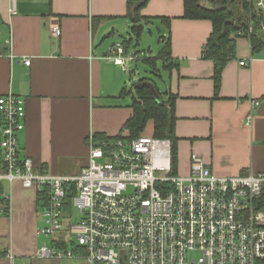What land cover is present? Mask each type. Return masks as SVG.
<instances>
[{
    "label": "crops",
    "instance_id": "crops-1",
    "mask_svg": "<svg viewBox=\"0 0 264 264\" xmlns=\"http://www.w3.org/2000/svg\"><path fill=\"white\" fill-rule=\"evenodd\" d=\"M129 1L0 0V97L25 101L22 157L53 174L78 173L88 165L92 136L129 135L128 71L109 58L114 44L105 38L123 24L142 29L149 18L163 23L171 46L165 70L175 97L177 172L190 175L194 155L218 176L264 172V48L254 52L249 38L238 37L217 91L215 63L203 55L212 22L185 18L184 0H149L138 13ZM0 185V264H12L10 255L16 263L38 258L36 191L19 182Z\"/></svg>",
    "mask_w": 264,
    "mask_h": 264
},
{
    "label": "built area",
    "instance_id": "built-area-1",
    "mask_svg": "<svg viewBox=\"0 0 264 264\" xmlns=\"http://www.w3.org/2000/svg\"><path fill=\"white\" fill-rule=\"evenodd\" d=\"M246 3L248 19L236 36L252 41L254 34L264 35V0ZM59 34L56 28L54 35ZM108 56L130 73L131 63L141 58L122 43ZM25 120L22 98L0 97V182H19L46 197L39 207L46 226L38 234L54 244L39 247L36 257L87 264L264 263V210L256 208L264 172L218 176L194 155L190 175L174 176L172 141L142 134L92 136L87 166L53 174L22 157L18 133ZM65 229L72 238L61 240Z\"/></svg>",
    "mask_w": 264,
    "mask_h": 264
},
{
    "label": "trees",
    "instance_id": "trees-1",
    "mask_svg": "<svg viewBox=\"0 0 264 264\" xmlns=\"http://www.w3.org/2000/svg\"><path fill=\"white\" fill-rule=\"evenodd\" d=\"M148 1L130 0L129 5L130 8L135 7L138 13ZM207 1L209 5H206L204 0H184V17L188 19H208L213 24V31L204 46L203 55L208 59H212L215 63L214 80L218 91L221 87L224 68L236 56V39L238 38L236 32L246 23L249 7L246 0ZM160 19L170 25L171 18L162 17ZM134 20L137 19L135 18ZM251 39L254 52L264 48V35L254 34ZM164 41L165 45L161 50L160 57L164 60V68L168 69L171 46L169 40L166 41L164 39ZM125 47L128 50L129 47L127 45ZM146 61L156 66L153 58H146ZM144 80L151 81L148 78H142L139 81ZM155 87L160 96L159 99L154 96L150 87H138L137 83L133 86V92L128 91L133 94L132 108L134 112L125 125V129L129 132V135L125 138L134 139L141 136L144 134L148 122L153 120L155 126L154 136L169 138L172 141L173 173H177L178 152L175 135V97L167 90L161 91L156 84ZM98 138L107 137L99 136ZM0 193H3L1 185ZM37 196V203L40 207L46 197L42 194H37ZM256 208L264 210V185L261 194L256 199Z\"/></svg>",
    "mask_w": 264,
    "mask_h": 264
},
{
    "label": "rangeland",
    "instance_id": "rangeland-1",
    "mask_svg": "<svg viewBox=\"0 0 264 264\" xmlns=\"http://www.w3.org/2000/svg\"><path fill=\"white\" fill-rule=\"evenodd\" d=\"M206 5H209L207 0H204ZM151 22H142V29H133V24H123L121 29L117 32H114L110 35H107L105 40L108 44H116L122 43L131 47L133 51L141 54V58L131 63V71L125 72V83L130 90L139 80L142 78H148L156 84V86L161 90H166V85L168 83V73L164 68V60L160 57L161 50L165 45L164 41V32H166V27L159 20L149 19ZM146 58H153L156 62L155 65H151L149 62L145 61ZM153 125L149 123L146 127V131L144 134L153 135L152 133ZM179 169V168H178ZM174 176H182L183 173L177 172L173 173ZM5 190L9 193L10 186L8 183H5ZM30 194V192H28ZM25 194V193H24ZM28 194V195H29ZM2 194H0V199H2ZM41 211L39 209V221H38V229H42L46 226L45 220L40 215ZM76 217H79V213L75 211ZM58 237L61 240L66 238H72L68 230H64ZM74 245H69V248H75L76 240L73 237ZM53 240L51 238L46 237L45 235H41L37 239V247H41L42 245L52 246ZM37 248V249H38ZM191 257H198L199 252H192L190 254ZM18 264H87L84 259H47V258H30L27 257L26 260L18 259Z\"/></svg>",
    "mask_w": 264,
    "mask_h": 264
},
{
    "label": "water",
    "instance_id": "water-1",
    "mask_svg": "<svg viewBox=\"0 0 264 264\" xmlns=\"http://www.w3.org/2000/svg\"><path fill=\"white\" fill-rule=\"evenodd\" d=\"M137 86L138 87H144V86H147V87H150L154 96L159 99L160 96L158 95V92H157V89L155 87V84L149 80H144V81H138L137 83ZM130 91L133 92V87L130 88Z\"/></svg>",
    "mask_w": 264,
    "mask_h": 264
}]
</instances>
